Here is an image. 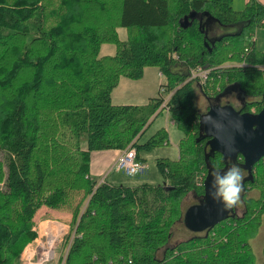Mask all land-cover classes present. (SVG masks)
Here are the masks:
<instances>
[{
  "label": "trees",
  "instance_id": "1",
  "mask_svg": "<svg viewBox=\"0 0 264 264\" xmlns=\"http://www.w3.org/2000/svg\"><path fill=\"white\" fill-rule=\"evenodd\" d=\"M231 3L0 0V264H22L40 206L70 215L56 264H259L249 241L264 226V156L247 170L241 154L212 151L202 130L204 111L224 91L240 93L241 112L264 105V49L254 36L264 28V4ZM190 11L196 16L183 28L179 19ZM219 35L208 50L204 41ZM104 43L113 54L99 55ZM196 66L210 69L203 82L187 79ZM146 67L165 76L158 94L112 104L120 77L139 79ZM197 88L204 110L194 104ZM164 109L182 137L177 158L155 159L162 182L94 180L92 151L131 144L139 159L140 150L168 143L164 127L139 142ZM233 166L243 175L241 212L233 206L171 244L187 194L201 198L206 176Z\"/></svg>",
  "mask_w": 264,
  "mask_h": 264
},
{
  "label": "rangeland",
  "instance_id": "2",
  "mask_svg": "<svg viewBox=\"0 0 264 264\" xmlns=\"http://www.w3.org/2000/svg\"><path fill=\"white\" fill-rule=\"evenodd\" d=\"M232 7L236 10L241 9L243 6L239 4L237 0L231 3ZM119 37L125 39V30L122 27L118 28ZM255 38L257 39V46L259 48H264V28L257 27L255 30ZM114 45L109 43H104L101 45L99 50V55L113 54ZM165 80V76L158 72L155 67H146L144 69L143 78L139 79H129L126 77H120L118 85L112 90L111 93V103H144L149 98L156 96L158 94L159 85ZM236 89H229L227 92L221 94L213 103L215 104H231L235 108L238 107L239 103L242 101L241 96L235 98ZM165 95V94H164ZM240 95V94H239ZM207 100L201 94V92L196 90L194 97V104L197 108L204 110L206 107ZM206 112V111H204ZM164 127L168 131V143L158 145L149 151L140 150L139 154L142 158H137L139 161L146 163V166L141 169L140 172L128 175L121 169L113 168V165L110 169L106 170L104 173L100 172L109 164L110 153L107 149L94 150L91 152L90 162H89V172L94 180H112L113 182L124 183L125 185H134L142 182H148L151 184H158L162 182L161 176L157 170L155 159L157 157H167V158H177L178 157V148L177 143L178 139L182 137V132L176 127L175 123L171 120L169 114H167L164 109L159 115H157L153 121L148 125L145 132L139 139V142H143L151 133L156 129ZM111 151V150H109ZM113 162V161H112ZM142 162V163H144ZM144 163V164H145ZM107 166V167H108ZM100 174V175H98ZM254 191L250 194L254 195ZM201 198L197 197L193 192L187 194L182 203L183 215L180 220H178L172 229L169 242L171 244L187 238L193 234H197L198 231H194L188 227L184 222V213L188 210L193 204L198 203ZM242 203L241 200L239 204L235 205L236 212L240 213ZM36 214V215H35ZM35 218V230L37 232L36 238L29 242L21 252L20 259L22 264H56L60 255L65 251V236L68 233L69 227V213L64 210L51 209L47 206H40L34 213ZM48 218V219H47ZM49 222L50 225L53 223H58L63 225L66 229L61 236L54 240V246L50 249L52 252L47 258L39 259L42 254L38 255L37 249H46L49 245V241L46 240L47 236L42 233V229H48L50 225L44 226L41 225V222ZM203 231L199 232L202 233ZM252 251L256 257V261L259 264H264V226L262 225L252 239L249 241ZM37 248V249H36ZM27 249V251H26ZM33 250V251H32ZM33 252V253H32ZM42 258V257H41Z\"/></svg>",
  "mask_w": 264,
  "mask_h": 264
},
{
  "label": "water",
  "instance_id": "3",
  "mask_svg": "<svg viewBox=\"0 0 264 264\" xmlns=\"http://www.w3.org/2000/svg\"><path fill=\"white\" fill-rule=\"evenodd\" d=\"M196 16L190 11L179 19L181 27L189 26ZM221 35L204 41L206 48ZM210 43V44H209ZM202 130L209 137L208 145L223 157L242 155L243 167L250 170L255 162L264 156V105L256 113L241 112L231 104H215L202 116ZM228 169L210 173L204 181V194L198 203L193 204L184 213V222L194 231H202L220 222L231 207H226L222 198H214L217 191L215 174L223 176Z\"/></svg>",
  "mask_w": 264,
  "mask_h": 264
},
{
  "label": "clouds",
  "instance_id": "4",
  "mask_svg": "<svg viewBox=\"0 0 264 264\" xmlns=\"http://www.w3.org/2000/svg\"><path fill=\"white\" fill-rule=\"evenodd\" d=\"M243 175L236 166L231 167L223 176L215 174L217 191L214 198H222L226 207H233L240 202Z\"/></svg>",
  "mask_w": 264,
  "mask_h": 264
},
{
  "label": "built area",
  "instance_id": "5",
  "mask_svg": "<svg viewBox=\"0 0 264 264\" xmlns=\"http://www.w3.org/2000/svg\"><path fill=\"white\" fill-rule=\"evenodd\" d=\"M209 71L210 69L207 67L196 66L189 71L187 79H196L198 82H203L207 78ZM164 103L165 100L161 106H164ZM143 167L144 163L137 159L135 149L131 144L119 151L113 163V168L121 169L128 175L140 172Z\"/></svg>",
  "mask_w": 264,
  "mask_h": 264
},
{
  "label": "bare ground",
  "instance_id": "6",
  "mask_svg": "<svg viewBox=\"0 0 264 264\" xmlns=\"http://www.w3.org/2000/svg\"><path fill=\"white\" fill-rule=\"evenodd\" d=\"M65 230L66 229L63 227V225L58 224L56 222L53 223V225H50L48 229H45V230L42 229V233H44L47 236L46 240L49 241V245L46 247V249L41 248L40 250H34V251H37L38 255H40V253H43L46 251L44 254L41 255L42 258L39 256V259L49 257V255L52 252L50 249H52V247L54 246V243H55L54 240H56L59 236H61L63 234V232H65ZM26 251H27V249H26Z\"/></svg>",
  "mask_w": 264,
  "mask_h": 264
},
{
  "label": "crops",
  "instance_id": "7",
  "mask_svg": "<svg viewBox=\"0 0 264 264\" xmlns=\"http://www.w3.org/2000/svg\"><path fill=\"white\" fill-rule=\"evenodd\" d=\"M236 0H232V2H235ZM247 0H237V2L240 4L241 3V5L243 6L244 5V3L246 2ZM257 1H259V2H261V3H263L264 4V0H257ZM255 44H256V47L258 48V49H264L263 47H261V48H259L258 46H257V39L255 38ZM143 76H144V73H143ZM143 76L141 77V78H143ZM152 134V133H151ZM108 150V152H111L110 153V157H109V161H110V164H109V166L107 167H105L101 172H100V174L101 173H104L106 170H108V169H110V167L113 165V163H114V161H115V159H116V157H117V155H118V153H119V151H120V149H107ZM109 150H111V151H109ZM140 155V154H139ZM140 158H142L141 156H140ZM113 161V162H112ZM141 162H144V158H143V161H141ZM145 163V162H144ZM145 166H146V163L144 164ZM144 166V167H145ZM143 167V168H144ZM100 174H98V175H100ZM103 179V178H102ZM101 179V180H102ZM101 180H99V181H101ZM107 181H109V182H111V183H114V184H116L117 182H113L112 180H107ZM120 183H122V182H120ZM135 185V184H134ZM36 215V214H35ZM34 215V216H35ZM48 219V218H47Z\"/></svg>",
  "mask_w": 264,
  "mask_h": 264
},
{
  "label": "flooded vegetation",
  "instance_id": "8",
  "mask_svg": "<svg viewBox=\"0 0 264 264\" xmlns=\"http://www.w3.org/2000/svg\"><path fill=\"white\" fill-rule=\"evenodd\" d=\"M227 91H228V90H227ZM227 91H224V93L227 92ZM239 94H240V93H239L238 91H236V93H235V95H234L235 98H239V99H240V96H241V95H239ZM241 100H242V98H241ZM239 104H240V103H239Z\"/></svg>",
  "mask_w": 264,
  "mask_h": 264
}]
</instances>
